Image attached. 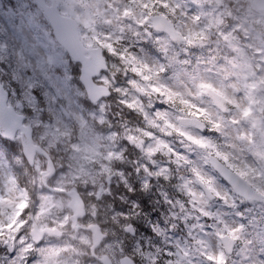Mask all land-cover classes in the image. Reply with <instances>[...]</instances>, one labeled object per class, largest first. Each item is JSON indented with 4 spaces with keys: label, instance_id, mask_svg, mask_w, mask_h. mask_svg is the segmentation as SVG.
I'll return each instance as SVG.
<instances>
[{
    "label": "snow or ice",
    "instance_id": "snow-or-ice-1",
    "mask_svg": "<svg viewBox=\"0 0 264 264\" xmlns=\"http://www.w3.org/2000/svg\"><path fill=\"white\" fill-rule=\"evenodd\" d=\"M139 2L144 14L134 23L140 29L135 32V43L142 45L140 51L151 43L158 47L170 65L186 64L187 61L181 60L180 56L186 55L187 49L175 52V44L183 42L189 47L202 44L203 32L189 30L186 34L182 31L184 25L178 26L172 20V14L182 12L184 5L179 0L175 4H162L160 13L151 14L152 0ZM181 18L186 22L200 19L188 15ZM5 19L12 29L11 35L3 26ZM243 31L235 24L229 30L248 41L247 44H241L229 33L218 34L234 54L231 59L224 57L223 65L216 62L211 51L209 53L207 60L214 64L222 81L231 79L230 69L239 67L249 50L264 56V45L259 49L250 48L252 37L243 36ZM32 33L40 34L43 47L49 54L47 58L36 54L35 45L29 39ZM0 34L8 36V40H0V161L19 151L26 138V126L31 127L30 121L37 113L47 116L45 109L63 100L73 86L87 94L81 99L86 100L90 109L103 113L104 102L123 92L119 86H109L104 91L105 82L111 85L113 80L109 71L111 65H108V61L113 60L130 70L132 78L125 75V83L141 102L148 98L150 90L162 93L169 106L176 101L181 105L171 115L160 111L166 107L163 101L152 105L150 112L156 127L148 132L142 146L134 143L132 136L123 141L141 154L132 170L138 183L126 181L125 190L130 197L117 206L126 219L132 220L127 229L134 237L131 250L142 254L145 264H264V186L258 190L212 139L213 135L232 139L226 135L228 128L224 126L236 124L235 120L225 119L230 114L227 97L213 105L216 113L212 114L195 101L205 89L214 86L190 74L189 79L197 91L189 90L187 96L191 99L186 98L185 93L160 83L159 74L166 68L159 62V57L142 58L134 51L135 46L133 49L127 46L117 48L115 44L103 46L100 55L107 66L100 67L93 46L81 42L80 34L71 30L59 16L56 0H0ZM9 40L12 41L11 47L8 46ZM16 44L39 67L17 64ZM216 51L219 52V46ZM5 52L7 58L3 56ZM48 65H55L51 74ZM182 73L181 68L174 73V78L180 79ZM121 75L124 73L117 72L115 79ZM142 81L149 83L142 86ZM93 85L101 90L100 94L91 91ZM123 95L126 97L127 93L123 92ZM119 102L130 109V114H136L135 103L128 99ZM140 116L144 119L146 113L141 112ZM145 124H148L147 120ZM173 136L182 139L173 140ZM236 138L247 141L246 135L237 134ZM250 147H256L255 143ZM178 168L185 169L186 174L179 175ZM153 181L157 182L159 189L155 199L151 192L145 194ZM177 232L182 235L174 236L173 233ZM0 245L6 252L0 258V264H32L36 259L26 255L31 248L23 241L17 245L0 240ZM140 258L134 255L130 264H137Z\"/></svg>",
    "mask_w": 264,
    "mask_h": 264
},
{
    "label": "rangeland",
    "instance_id": "rangeland-1",
    "mask_svg": "<svg viewBox=\"0 0 264 264\" xmlns=\"http://www.w3.org/2000/svg\"><path fill=\"white\" fill-rule=\"evenodd\" d=\"M233 1L234 4L239 6L238 9L244 13L237 14L233 12L231 27L235 24L237 27L243 28V36L252 37L250 48L254 46L259 49L264 45V38L254 30V23L259 21L264 27V13H259L254 9L250 11L246 6L247 0ZM176 2L177 0H152V4L155 6L153 9L155 10H161L162 4H175ZM179 2L184 5L183 10L182 12L173 13L172 20L178 26L184 25L182 28L184 33L187 34L191 30L194 33L203 32V36L200 38L202 44L191 47L183 42H177L174 51L183 52L187 49V54L180 56V59L187 61V63L173 66L159 52L156 45L147 44L153 51L151 53V50L145 46H143L145 50L141 52L140 48L142 45L135 43V32L140 29L134 22H138L144 14V9L140 6L139 0H82L80 3L76 0H56L60 12L67 16H73L78 20L82 27L81 34L84 42L96 47V45L100 44L97 42V38L100 37L99 39L102 41L100 46L102 47L115 42H122L131 48L135 46V50L138 51L142 58L148 57L151 60L154 57H159V62L166 68V71L159 74L160 80H162L163 84L169 85L174 91L185 93L186 98L191 99V97L187 96L189 90L197 91L189 79L190 74H195L207 84L214 86L210 88L215 89L222 96L224 95L235 102L237 104L235 112L225 117L228 121L235 120L236 124L231 126L224 125L228 128L226 135L232 137V139L222 138L224 146H226L224 151L230 156L232 163L236 167H240L243 172L250 168L255 173H258L259 167L249 152L251 132L255 124L246 121L245 113L253 104L260 112H264V56L257 55L255 51L249 50L245 59L241 61L240 66L230 69L231 79L222 81L217 75L216 67L213 63L208 62L207 58L211 51L216 56V62L223 65L224 57L226 56L220 55V49L219 52L216 51L219 46L218 41L209 40V36L204 31V25L211 27V24H217L219 20L227 16L230 13L229 4L223 0H179ZM125 10H128L127 13ZM157 13H160V11ZM183 15L190 17L199 16L200 19L197 22H186L181 18ZM201 19L202 23H200ZM3 26L8 28V34L11 35L12 29L7 19L4 20ZM178 30L181 29L178 28ZM229 30L227 32L240 43H249L246 40H242L235 32H229ZM29 39L35 45L36 54L41 58H47L49 54L43 47L40 34H29ZM0 40H8V36L0 34ZM8 46H12V41L9 40ZM5 54L8 56L7 52ZM231 54L233 57L232 51ZM15 62L20 65L27 63L39 67V64L32 57L21 51L19 44L15 46ZM110 65L109 71L113 75V80L111 85L107 81L105 84L121 87L123 92L127 93L126 97L122 92L120 96H114L112 99L106 100L103 113L92 109L90 117L85 118L81 106L77 104L76 100V97L80 99L83 96V90L73 86L71 93H66L63 100L45 109L46 112L49 111L47 116L42 117L40 113H37L36 118L30 121V124L34 126L40 124L37 141L42 146H45L48 151L55 154V162L58 169L56 181L52 184L55 189L53 191L44 187L42 161L40 158L37 161L34 175L36 190L34 198L35 217L39 221L41 218L52 217L56 219L59 222L57 226L65 230L63 237L48 236L40 245H35L30 233L27 231L28 228L32 227V224L25 222L21 218L12 219L11 216L18 212L19 205H23L26 199H23L22 192L15 186L16 181L10 166L6 162L7 160L0 161V240L9 244L15 241L17 245L23 241L28 248H31V252H26V255L36 257L32 264H84L82 257L88 256L87 251L93 244L90 234L84 228L79 229L78 232H71L68 229L72 223V220H70L71 209L68 208L70 199L59 195L58 192L59 190H66L68 187L78 188L92 200V204L89 207L90 214L83 226H88L95 220L100 221L102 224L109 222L107 228H105L109 236L99 248V253H108L115 264H120L119 261L124 255L121 230L126 222H113L111 218H108L110 216L106 207L99 205L96 197L93 198V196L99 194V201L103 199L110 200L111 187L115 179L125 182V179H123L124 173L115 171L116 159L119 160L126 146L129 147L123 144L124 139L132 136L134 137L133 142L138 146H142L147 139L148 132L156 127V122L153 121L150 112L151 106L154 104L150 103L148 99H144L141 102L136 93L128 88L125 80H123L126 71L124 73V69L119 68L113 61H111ZM181 68L186 74L182 73L180 79H175L174 73H177ZM48 71L49 74L54 72L55 65L54 68ZM117 72H122L124 75H121L119 79H115ZM233 84L236 87H233ZM205 92L206 89L202 96L196 98L195 102L198 106L208 108L212 114H215L214 101L209 99ZM123 99H128L136 104L137 111L135 115L130 114V109L119 102ZM160 111H167L171 115L175 109L166 106ZM141 112L146 113L144 119H141ZM122 113H125L126 120L121 122L118 117ZM129 117L131 119L128 122ZM133 118L136 119L134 124L132 123ZM145 120L148 121L147 125ZM71 125L77 126V128L73 129L74 132L70 130ZM237 134L240 136L246 135L247 141L242 142L237 139ZM172 139L179 140L182 138L173 136ZM140 157H137L136 153L134 154V159L132 160L133 168L136 167V161ZM167 175L173 174L167 173ZM153 182L156 185L157 182ZM254 182L258 190L261 189V186H264V179ZM169 190L171 189L169 188ZM157 191H159L158 188ZM41 225L44 226L42 223ZM173 235L180 236L182 234L177 232L173 233ZM0 247L3 248L2 245ZM71 249L73 252L70 253L72 255L70 259L65 251ZM209 254H211V250ZM5 255V251L0 252V258ZM231 259L229 257L230 261ZM143 262L145 263L144 260ZM87 264H97V262L95 259H90Z\"/></svg>",
    "mask_w": 264,
    "mask_h": 264
},
{
    "label": "water",
    "instance_id": "water-1",
    "mask_svg": "<svg viewBox=\"0 0 264 264\" xmlns=\"http://www.w3.org/2000/svg\"><path fill=\"white\" fill-rule=\"evenodd\" d=\"M253 6L255 9H258L260 11H264V0H253ZM59 16L61 17V19L70 26L71 30L78 32L79 33V27L78 24L76 22L75 19H71L68 17H64L62 15L59 14ZM80 34V33H79ZM81 40V39H80ZM82 42V41H81ZM101 48H96L95 52L97 54V58L99 61V66L100 67H104L107 66L103 63L104 61V57L102 55H100L101 52ZM97 71L99 70V68L96 69ZM107 88L104 87V91L106 92ZM91 91H93L94 93L100 94L101 90L97 89L95 87V85L92 86ZM208 96H210L211 98L213 97L214 100L216 101V103H221L223 101L224 97H221L220 95H218L215 91L213 90H209L207 91ZM230 102V101H229ZM229 109L230 111L235 109V105H233L231 102L229 103ZM32 130L31 128L26 127V138L23 140L24 143V154H26L27 159L29 161V163L31 165L34 164L35 161V156H36V151L39 150L42 153H45L41 150L40 147L34 145V143L32 142ZM46 156L48 158L49 155L47 153H45ZM55 170H54V164H52L51 160H49V176H53ZM69 194L73 197V201L71 202V207L74 209L75 214L73 215V219L75 220V222L77 223L78 218L81 216H85L86 211H85V204L82 200V197L79 196V194L76 191H70ZM91 230H94V247H93V251L94 249L100 245L103 242V239L105 238V234L102 233V230H100V227L98 225H93L91 228ZM128 229V227L126 228ZM56 232V230L48 228V229H44V230H39L38 228V224H35V229L32 231V233H34V235H37L39 238L43 236L44 233L46 232ZM103 262L105 264H113L111 263V260L109 258L108 255H105ZM122 264H130V258L128 259H124L122 260Z\"/></svg>",
    "mask_w": 264,
    "mask_h": 264
},
{
    "label": "trees",
    "instance_id": "trees-1",
    "mask_svg": "<svg viewBox=\"0 0 264 264\" xmlns=\"http://www.w3.org/2000/svg\"><path fill=\"white\" fill-rule=\"evenodd\" d=\"M233 8H236V7L233 6ZM225 23H226V21L224 20V21H223L222 23H220V25H219V26L222 27L223 30L225 29ZM221 32H223V31H221ZM176 103H177V106H176V107H181V105L179 104V101H176ZM254 139H255V141H256V142H255V145H258L259 149H261L262 152H263V154H264V136L261 135L260 133H258V135H255ZM258 159H260V157H258ZM179 170L182 171V172H186V170L183 169V168H180Z\"/></svg>",
    "mask_w": 264,
    "mask_h": 264
}]
</instances>
